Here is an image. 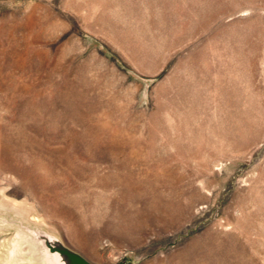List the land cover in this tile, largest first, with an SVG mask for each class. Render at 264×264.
I'll use <instances>...</instances> for the list:
<instances>
[{
    "label": "rangeland",
    "instance_id": "1",
    "mask_svg": "<svg viewBox=\"0 0 264 264\" xmlns=\"http://www.w3.org/2000/svg\"><path fill=\"white\" fill-rule=\"evenodd\" d=\"M41 235L264 264V0H0V264Z\"/></svg>",
    "mask_w": 264,
    "mask_h": 264
},
{
    "label": "bare ground",
    "instance_id": "2",
    "mask_svg": "<svg viewBox=\"0 0 264 264\" xmlns=\"http://www.w3.org/2000/svg\"><path fill=\"white\" fill-rule=\"evenodd\" d=\"M47 243H50L54 246H56L53 239H51L50 237L46 236V235H41L39 238V241L36 242V248L41 249L42 252V258L44 260V263H54V264H73L71 262H69L67 260V258L64 255H59V254H55V255H51L49 252L48 247L46 246ZM55 243V244H54Z\"/></svg>",
    "mask_w": 264,
    "mask_h": 264
},
{
    "label": "water",
    "instance_id": "3",
    "mask_svg": "<svg viewBox=\"0 0 264 264\" xmlns=\"http://www.w3.org/2000/svg\"><path fill=\"white\" fill-rule=\"evenodd\" d=\"M55 245L56 246L50 243L46 244L50 252H56L59 255H64L67 258V260L73 264H95L78 253L66 249L59 244H55Z\"/></svg>",
    "mask_w": 264,
    "mask_h": 264
}]
</instances>
